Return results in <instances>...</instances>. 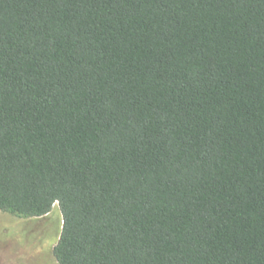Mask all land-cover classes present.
<instances>
[{"label": "trees", "instance_id": "trees-1", "mask_svg": "<svg viewBox=\"0 0 264 264\" xmlns=\"http://www.w3.org/2000/svg\"><path fill=\"white\" fill-rule=\"evenodd\" d=\"M58 205V264H264V0H0V211Z\"/></svg>", "mask_w": 264, "mask_h": 264}, {"label": "rangeland", "instance_id": "rangeland-1", "mask_svg": "<svg viewBox=\"0 0 264 264\" xmlns=\"http://www.w3.org/2000/svg\"><path fill=\"white\" fill-rule=\"evenodd\" d=\"M62 227L58 205L40 219L0 211V264H58L54 248Z\"/></svg>", "mask_w": 264, "mask_h": 264}]
</instances>
